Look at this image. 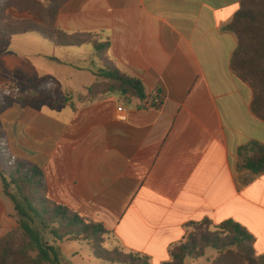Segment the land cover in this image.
Wrapping results in <instances>:
<instances>
[{
  "label": "crops",
  "instance_id": "1",
  "mask_svg": "<svg viewBox=\"0 0 264 264\" xmlns=\"http://www.w3.org/2000/svg\"><path fill=\"white\" fill-rule=\"evenodd\" d=\"M239 10L240 0L66 3L57 26L109 42L145 101L118 93L78 101L102 68L91 45L50 44L52 58L31 63L44 86L22 91L13 71L28 60L15 63L0 43V133L10 154L43 171L54 201L104 225L108 250L167 259L188 224L208 220L240 224L264 254V175L238 170L240 148L264 145L253 91L231 70L238 41L225 28ZM9 38L17 37L0 35ZM14 92L33 94L22 101ZM158 92L162 106H148ZM9 224L0 200V228Z\"/></svg>",
  "mask_w": 264,
  "mask_h": 264
},
{
  "label": "trees",
  "instance_id": "2",
  "mask_svg": "<svg viewBox=\"0 0 264 264\" xmlns=\"http://www.w3.org/2000/svg\"><path fill=\"white\" fill-rule=\"evenodd\" d=\"M70 0H0V35L18 37L36 34L56 47L91 45L102 68L97 83L77 96L81 104L100 97L121 94L127 100L147 99L143 83L122 72L109 56L110 43L96 34H67L57 26L60 11ZM225 30L238 46L231 59L232 72L253 91L252 111L264 122V0H240V10ZM31 92H14L16 100L28 101ZM161 96L158 92L156 97ZM155 107V98L151 101ZM0 180L4 195L12 202L19 227L27 241L15 239L14 231L0 238V264H61L52 244L87 243L97 260L112 264H151L147 256L105 247L109 231L104 225L54 201L48 192L43 171L13 157L0 133ZM4 158V159H3ZM238 170L264 175V145L252 142L238 152ZM17 231V230H16ZM255 237L234 221L214 227L208 220L190 223L184 240L171 247L170 262L185 264L187 257L199 259L214 248L213 264H264L258 255ZM36 251L35 258L30 256Z\"/></svg>",
  "mask_w": 264,
  "mask_h": 264
},
{
  "label": "rangeland",
  "instance_id": "3",
  "mask_svg": "<svg viewBox=\"0 0 264 264\" xmlns=\"http://www.w3.org/2000/svg\"><path fill=\"white\" fill-rule=\"evenodd\" d=\"M0 43H6L7 46L11 47L13 53L14 62H22L28 60L29 64L17 65L20 69L13 71V82L14 86H21L22 91L26 90H39L44 86L43 81L39 78L42 74L40 69L41 65H32V62L47 61L48 58L53 56V47L50 45L51 42L38 36H21L17 38H9L5 41L0 39ZM53 45V44H52ZM0 47L2 45L0 44ZM94 55L93 49L89 48ZM55 51V50H54ZM89 58V55H88ZM95 60V56H92ZM47 67V66H46ZM46 70V69H45ZM15 88V87H14ZM33 94V93H32ZM2 150L0 148V154ZM4 159V158H3ZM0 200L6 205L8 212L11 211L12 227L9 224L5 228H0V238L4 237L5 234H9L14 231L15 239L19 242L27 241L24 234L19 227V219L15 215L13 209L14 206L12 202L3 194L2 183L0 180ZM17 230V231H16ZM6 234V235H7ZM52 246L56 249L58 258L61 264H112L107 263L102 260H97L94 258L93 253L87 243L84 242H67V243H54ZM108 249V247H106ZM218 251L214 248L207 249L204 256L199 259H193L187 257L185 264H213V261L218 257ZM30 256L35 258L37 256L36 251H31ZM150 259V258H149ZM171 257L167 259H152L151 264H164L170 262Z\"/></svg>",
  "mask_w": 264,
  "mask_h": 264
},
{
  "label": "built area",
  "instance_id": "4",
  "mask_svg": "<svg viewBox=\"0 0 264 264\" xmlns=\"http://www.w3.org/2000/svg\"><path fill=\"white\" fill-rule=\"evenodd\" d=\"M162 104H163V98L161 96L156 97L154 108H160L162 106ZM148 106L152 107L151 103Z\"/></svg>",
  "mask_w": 264,
  "mask_h": 264
}]
</instances>
